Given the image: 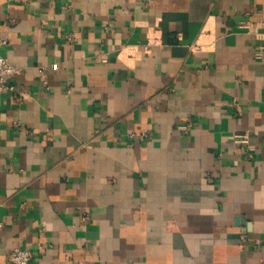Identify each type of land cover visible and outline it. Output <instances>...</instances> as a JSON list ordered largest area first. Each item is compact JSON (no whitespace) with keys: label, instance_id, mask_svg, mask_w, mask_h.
<instances>
[{"label":"crops","instance_id":"obj_1","mask_svg":"<svg viewBox=\"0 0 264 264\" xmlns=\"http://www.w3.org/2000/svg\"><path fill=\"white\" fill-rule=\"evenodd\" d=\"M0 41V264H264V0H0Z\"/></svg>","mask_w":264,"mask_h":264},{"label":"built area","instance_id":"obj_2","mask_svg":"<svg viewBox=\"0 0 264 264\" xmlns=\"http://www.w3.org/2000/svg\"><path fill=\"white\" fill-rule=\"evenodd\" d=\"M157 41V40H156ZM0 41V45H1ZM149 46V45H148ZM147 46V49H149ZM258 57H261V52L257 53ZM42 71V69L40 70ZM20 69L11 64L5 57L0 53V92H11L14 95L18 94L15 84L11 81L13 76L18 74ZM236 143L242 144L247 148V156L253 157V148L250 145V138L247 132L236 133L233 136ZM3 224L0 221V230ZM33 258L32 251L29 248L14 247L11 249L8 255V260L11 264H31Z\"/></svg>","mask_w":264,"mask_h":264}]
</instances>
